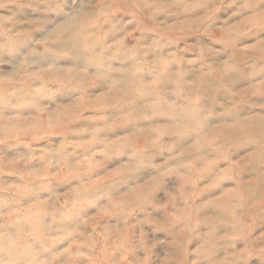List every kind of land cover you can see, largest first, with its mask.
<instances>
[{
    "label": "rangeland",
    "instance_id": "374dc122",
    "mask_svg": "<svg viewBox=\"0 0 264 264\" xmlns=\"http://www.w3.org/2000/svg\"><path fill=\"white\" fill-rule=\"evenodd\" d=\"M153 27L149 6L126 0H0V264H264V235L256 238L264 208L251 213L261 228L248 244V225L226 221L213 183L183 186L180 178L192 173L180 165L179 149L168 150L169 136L152 133L154 104L182 77L174 69L162 84L152 59L123 56V45ZM211 35L221 41L218 24ZM199 58L190 52L167 63L204 70ZM69 76L90 81L85 94ZM111 78L131 83L119 108L98 105L101 92L117 99L105 84ZM191 83L185 96L194 94ZM200 92L214 96L207 107L223 111V89ZM257 111L246 108L242 117ZM146 121L152 128L143 138ZM183 188L190 194L181 195ZM196 188L203 193L194 199Z\"/></svg>",
    "mask_w": 264,
    "mask_h": 264
},
{
    "label": "bare ground",
    "instance_id": "6f19581e",
    "mask_svg": "<svg viewBox=\"0 0 264 264\" xmlns=\"http://www.w3.org/2000/svg\"><path fill=\"white\" fill-rule=\"evenodd\" d=\"M126 1L137 6L148 5L154 27L151 30L142 29L141 35L133 38V43L123 45L124 54L119 51V59L125 52L137 57L143 55L144 59L151 58L148 66L162 71V84L169 80L174 69L182 77L179 82L171 79L165 89L159 83L165 97L154 104L159 110L153 115L157 124H153L152 133L168 135L171 141L168 150L179 149L177 159L180 165L190 168V172L185 174L192 175L182 176L181 184L211 181V192L228 215L226 221L235 223L236 229L250 226L247 227L248 244H255L256 238L264 235V230L257 234L261 225L258 219L251 216L257 209L264 208V170H261L264 168V0ZM114 10L125 18L126 12L120 7ZM227 10L234 13V19L225 18ZM217 24L222 32L220 42L211 35V26ZM162 40L169 48L162 44ZM178 42H183V47L180 50L171 49L170 46ZM144 43H149V46L144 47ZM190 52L198 53L201 57L198 60L205 64L204 70L198 69L195 64L190 67L175 61L173 67L167 63L170 58ZM67 78L77 79V89L86 93L90 81H86L85 76L82 79L76 76ZM60 79L64 81V78ZM108 80L105 84L114 89L112 94L116 92L117 99H112L106 91L101 92L98 105L101 100H105L103 106L113 105L109 103L113 101L119 108L124 86L131 83L126 84V79L123 82L117 78ZM191 80L194 94L192 97L185 96L188 91L183 88ZM143 84L142 79L136 78L134 85L139 87L137 89ZM213 87L223 89L219 96L227 99L220 113L213 106L207 107L214 96L207 99L200 92ZM132 98L135 109L138 107L137 95ZM228 101L236 104L234 112H228ZM246 108L258 111L248 118L242 117ZM139 126L140 135L146 138L151 125L146 121ZM237 137L248 139L233 142ZM155 140L159 144L158 137ZM143 144L146 145V141ZM243 151L247 153L243 154ZM186 190L189 189L183 188L181 195H189ZM191 193L195 199L203 191L196 188ZM194 211L195 208H192L191 213ZM237 213L249 216L251 221L248 223ZM198 222L204 223L201 218Z\"/></svg>",
    "mask_w": 264,
    "mask_h": 264
}]
</instances>
